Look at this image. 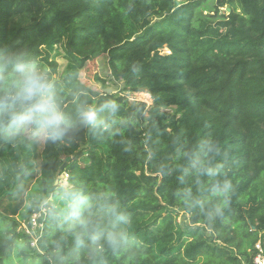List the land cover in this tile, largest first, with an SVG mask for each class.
Wrapping results in <instances>:
<instances>
[{
    "label": "trees",
    "instance_id": "16d2710c",
    "mask_svg": "<svg viewBox=\"0 0 264 264\" xmlns=\"http://www.w3.org/2000/svg\"><path fill=\"white\" fill-rule=\"evenodd\" d=\"M13 53L48 75L64 61L53 91L82 135L41 144L0 135V264L14 247L17 264H72L74 237L51 216L69 187L114 193L127 209L129 264H251L264 237V0H0V90ZM102 56L122 83L115 93L80 82ZM137 93L151 104L131 101ZM112 100L118 111L99 114L106 128L79 124L78 107ZM197 164L222 175L198 176ZM62 173L65 186L55 184ZM225 179L233 189L217 216ZM189 188L207 212L185 206ZM50 198L36 251L17 229ZM122 250L78 254L81 264H123Z\"/></svg>",
    "mask_w": 264,
    "mask_h": 264
},
{
    "label": "clouds",
    "instance_id": "9594fccd",
    "mask_svg": "<svg viewBox=\"0 0 264 264\" xmlns=\"http://www.w3.org/2000/svg\"><path fill=\"white\" fill-rule=\"evenodd\" d=\"M2 66L10 71L11 77L5 90H0V135L9 141L28 135L36 141L63 142L74 129L72 116L63 111L47 75L37 68L23 53L10 54ZM119 104L112 100L99 107H78L76 116L79 124L91 129H104L106 121L100 113L114 115ZM215 150L212 141L205 145V151ZM196 174L222 175V169L194 165ZM231 181L225 179L217 186L219 203L212 209L215 215L223 214L232 193ZM188 208L196 207L207 212L204 204L196 199L192 190L180 193ZM55 223L74 237L77 255L72 264H81L79 250L88 252L94 259L102 260L106 251L119 252L130 239L131 220L127 209L120 204L114 193L103 192L89 197L77 187L61 191V203L51 210Z\"/></svg>",
    "mask_w": 264,
    "mask_h": 264
},
{
    "label": "rangeland",
    "instance_id": "374dc122",
    "mask_svg": "<svg viewBox=\"0 0 264 264\" xmlns=\"http://www.w3.org/2000/svg\"><path fill=\"white\" fill-rule=\"evenodd\" d=\"M182 0H176V2H181ZM222 10L221 12H223ZM58 62L59 68L57 69V75H47L50 82L53 84V80H58L61 76L63 69H64V61L62 59H56ZM10 78L6 82L5 86L2 90H5L8 86ZM80 82L87 88L93 90V91H99V92H107V93H115L118 90L122 88V83L119 81H115L111 78L109 71L107 69V59L105 56H102L98 58L96 61L88 62L83 69L80 72ZM131 101L136 102H143L147 106L151 104L150 97L145 93H137L133 94L130 97ZM82 135V129H78L76 131H72L70 133L69 138H81ZM43 141H39V144H41ZM64 177V175H62ZM61 176V177H62ZM64 186L66 183L61 182ZM51 201V198L49 199ZM177 221L180 224H184L185 218L184 216L179 213V216L177 218ZM13 248V247H12ZM19 247H14V249L9 253V257H6L4 259V264H17L20 263L22 260H19L16 258V250ZM9 252V251H8ZM135 255L132 252H129L128 250H122L120 255L118 256L119 262L123 264H129L134 259ZM17 262V263H16Z\"/></svg>",
    "mask_w": 264,
    "mask_h": 264
},
{
    "label": "built area",
    "instance_id": "2783aa9c",
    "mask_svg": "<svg viewBox=\"0 0 264 264\" xmlns=\"http://www.w3.org/2000/svg\"><path fill=\"white\" fill-rule=\"evenodd\" d=\"M64 175V177L62 176ZM62 176V177H61ZM67 174L62 173L57 181L64 182L67 180ZM50 200L43 202L39 210L34 213L26 222H21L17 232L24 233L29 238V246L31 249L39 251L40 242L42 241L43 224L46 216V203ZM251 264H264V237L259 234V239L253 246V255Z\"/></svg>",
    "mask_w": 264,
    "mask_h": 264
},
{
    "label": "water",
    "instance_id": "95a60500",
    "mask_svg": "<svg viewBox=\"0 0 264 264\" xmlns=\"http://www.w3.org/2000/svg\"><path fill=\"white\" fill-rule=\"evenodd\" d=\"M67 161H68V159H67ZM64 167H65V164H63L61 167H60V171H63V169H64ZM58 183V181L56 180V182H55V184H57Z\"/></svg>",
    "mask_w": 264,
    "mask_h": 264
}]
</instances>
